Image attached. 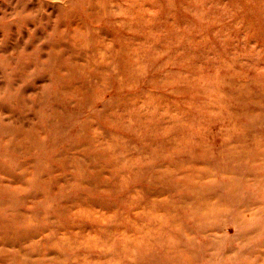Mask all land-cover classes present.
Returning a JSON list of instances; mask_svg holds the SVG:
<instances>
[{
  "label": "clouds",
  "instance_id": "obj_1",
  "mask_svg": "<svg viewBox=\"0 0 264 264\" xmlns=\"http://www.w3.org/2000/svg\"><path fill=\"white\" fill-rule=\"evenodd\" d=\"M0 264H264V0H0Z\"/></svg>",
  "mask_w": 264,
  "mask_h": 264
}]
</instances>
